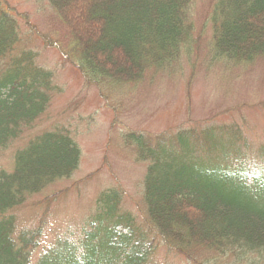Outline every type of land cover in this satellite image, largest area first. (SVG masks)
<instances>
[{
  "label": "trees",
  "instance_id": "obj_1",
  "mask_svg": "<svg viewBox=\"0 0 264 264\" xmlns=\"http://www.w3.org/2000/svg\"><path fill=\"white\" fill-rule=\"evenodd\" d=\"M47 1L69 30L61 36V52L96 87L137 79L151 66L163 68L190 40V0ZM210 19L217 57L249 62L264 54V0H218ZM18 30L0 4L2 150L44 113L51 99L52 72L34 63L32 50L15 53ZM218 129L123 134L136 159L146 163L140 223L121 209L118 188L105 189L80 235L57 237L33 261L42 223L17 230L9 212L68 178L80 162V148L68 131L35 135L14 152L11 169L0 168V264H149L159 242L192 259L200 251L247 258L264 252V148L247 159L236 144L239 135Z\"/></svg>",
  "mask_w": 264,
  "mask_h": 264
},
{
  "label": "rangeland",
  "instance_id": "obj_2",
  "mask_svg": "<svg viewBox=\"0 0 264 264\" xmlns=\"http://www.w3.org/2000/svg\"><path fill=\"white\" fill-rule=\"evenodd\" d=\"M217 1H189L190 40L176 59L163 68L148 67L137 79L99 86L100 93L99 87L86 82L75 61L61 52V36L69 35V30L47 0H0L19 26L15 53L32 50L34 63L52 72L48 106L6 149H0V168L11 169L14 152L47 130L68 131L81 152L79 165L68 178L30 195L9 212L17 230L42 223L33 260L57 237L70 233L78 237L105 189L118 188L121 209L140 223L145 212L146 163L125 144V133L170 136L180 130L200 134L201 129L219 127L239 135L236 144L247 159L264 148V54L249 62L227 61L214 54L210 17ZM68 185V190L50 197ZM194 254L195 259L186 258L159 245L149 264H264V252L250 258L238 252Z\"/></svg>",
  "mask_w": 264,
  "mask_h": 264
}]
</instances>
